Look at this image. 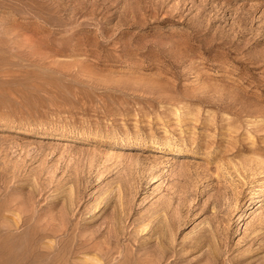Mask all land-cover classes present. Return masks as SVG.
<instances>
[{
	"label": "rangeland",
	"instance_id": "1",
	"mask_svg": "<svg viewBox=\"0 0 264 264\" xmlns=\"http://www.w3.org/2000/svg\"><path fill=\"white\" fill-rule=\"evenodd\" d=\"M0 264H264V0H0Z\"/></svg>",
	"mask_w": 264,
	"mask_h": 264
}]
</instances>
